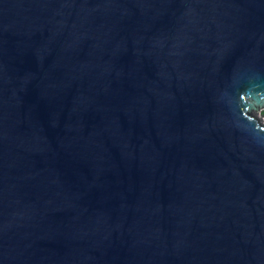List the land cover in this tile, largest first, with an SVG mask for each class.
<instances>
[{"label": "water", "instance_id": "95a60500", "mask_svg": "<svg viewBox=\"0 0 264 264\" xmlns=\"http://www.w3.org/2000/svg\"><path fill=\"white\" fill-rule=\"evenodd\" d=\"M263 111L264 0H0V264H264Z\"/></svg>", "mask_w": 264, "mask_h": 264}, {"label": "rangeland", "instance_id": "374dc122", "mask_svg": "<svg viewBox=\"0 0 264 264\" xmlns=\"http://www.w3.org/2000/svg\"><path fill=\"white\" fill-rule=\"evenodd\" d=\"M262 115L264 116V111L262 112ZM263 120H264V118H263Z\"/></svg>", "mask_w": 264, "mask_h": 264}, {"label": "bare ground", "instance_id": "6f19581e", "mask_svg": "<svg viewBox=\"0 0 264 264\" xmlns=\"http://www.w3.org/2000/svg\"><path fill=\"white\" fill-rule=\"evenodd\" d=\"M261 110V108L259 109V111Z\"/></svg>", "mask_w": 264, "mask_h": 264}]
</instances>
